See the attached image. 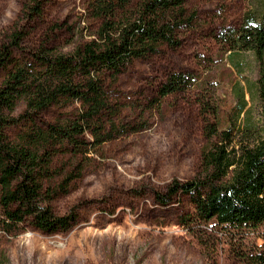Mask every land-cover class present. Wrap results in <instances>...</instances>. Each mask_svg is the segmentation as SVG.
<instances>
[{"label": "trees", "instance_id": "1", "mask_svg": "<svg viewBox=\"0 0 264 264\" xmlns=\"http://www.w3.org/2000/svg\"><path fill=\"white\" fill-rule=\"evenodd\" d=\"M188 1L94 0L90 11L99 25L70 53L46 42L22 49L29 32L25 27H15L0 45V234L14 237L25 226L45 234L73 228L76 210L57 216L52 201L67 194L104 144L136 132L119 124L122 106L110 90L134 62L181 47L197 22ZM26 10L40 15L35 0ZM217 38L240 74L241 55L250 53L256 77L233 85L234 107L224 128L204 123L203 175L173 181L164 192H155L154 200L165 207L187 195L193 213L179 224L194 231L197 224L213 223L218 230L213 237L204 231L203 247L225 240L240 247L239 264H264V0H249L240 25L221 30ZM194 81L190 73H172L157 96L184 92ZM255 101L257 120L251 107ZM51 110L58 114L48 121L44 115ZM16 127L20 131L11 139L8 130ZM64 156L73 161L69 172L54 166Z\"/></svg>", "mask_w": 264, "mask_h": 264}, {"label": "rangeland", "instance_id": "2", "mask_svg": "<svg viewBox=\"0 0 264 264\" xmlns=\"http://www.w3.org/2000/svg\"><path fill=\"white\" fill-rule=\"evenodd\" d=\"M32 1L0 0V45L15 27H25L29 32L22 49L31 51L46 42L57 52L70 53L90 40L99 25L91 16L94 0H35L40 7L35 17L30 10L23 12ZM248 3L188 1L197 22L183 36L181 47L134 62L110 90L122 106L119 124L136 132L104 144L67 194L52 201L57 216L75 209L76 224L56 234L29 226L14 237L0 234V264H239V246L219 240L212 248L203 247L204 231L209 237L218 233L213 223L197 224L194 231L179 224L181 217L193 213L187 195L163 207L156 204L154 193L164 192L175 180L183 183L203 175L204 123L224 128L234 107L233 85L256 77L253 56L241 55L240 74L217 38L221 30L240 25ZM54 25L59 27L53 30ZM179 72L193 75L192 86L159 99L161 84ZM251 107L253 118L260 119L258 103ZM57 114L51 110L44 119L52 121ZM19 131L10 128V138ZM72 163L64 156L54 166L69 172Z\"/></svg>", "mask_w": 264, "mask_h": 264}]
</instances>
